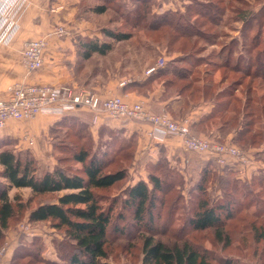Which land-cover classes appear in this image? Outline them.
<instances>
[{
  "label": "trees",
  "instance_id": "trees-1",
  "mask_svg": "<svg viewBox=\"0 0 264 264\" xmlns=\"http://www.w3.org/2000/svg\"><path fill=\"white\" fill-rule=\"evenodd\" d=\"M103 1L104 5L93 9L95 13L103 14L107 11L111 1ZM132 1V9H126L127 12L121 8L119 10L147 33L159 32L162 34V40L167 37L168 45H179V49L185 51L195 46V40L210 45L216 44V39L212 40L214 36L211 26L223 15L219 5L197 2L195 9L188 15L178 12L157 15L151 11V0ZM237 14L243 23L241 34L243 33L245 38L241 50L235 49V40L236 42L233 41L209 59H204L205 61H192L188 56L180 57L175 60L191 63V72L168 63L152 74L149 80L166 79L164 98L183 99L175 119L185 115L183 109L189 111L202 101L212 100V111L198 123H191L192 132L205 136L204 133L215 128L223 136L232 135L231 142L221 143L234 144L245 149L259 145L264 138V3L259 9H238ZM194 16L197 19H194ZM103 34L115 41L132 38V33L120 30L105 29ZM111 49L110 43H101L90 37L78 40V52L83 60H88L95 54L105 56ZM235 54L238 57L234 62ZM203 65L209 67L204 73L196 70ZM218 74L221 79L215 82ZM234 74L240 77L226 89L218 91V86ZM149 87L151 88V85ZM70 121L64 119L52 129L56 148L59 150L58 164L53 169L39 165L29 152L18 153L0 143V166L3 168L0 177L8 182V185L0 184V251L7 242V232H16L25 216L26 222L31 226L36 223H49L66 236L64 241L55 245L58 261L45 259L43 255L46 245L38 239L41 243L38 246V240L34 238L32 243L27 245L29 249L24 255L23 264H113L111 257L118 261L121 252L120 247L112 245L117 244L119 238L128 236L125 230L116 228V232L121 233L120 237L109 241L115 203L107 205V194L128 178L136 157V140L110 132L111 140L106 146L109 148L103 153L93 152L87 147V143H93L94 140L88 125H78ZM68 139L73 141L71 145L65 143ZM100 142L102 141L99 140ZM203 158L201 159L205 160V163L197 188L205 196L206 184L211 178L210 172L217 164L213 159ZM161 160L170 162L163 157L154 163V166ZM127 162H131L129 166H126ZM65 164L69 165L64 166ZM224 168H227L228 175L235 174L234 170L239 172L243 169L239 166ZM263 179L255 176L249 184L241 181L242 191L249 199L246 209L254 208L252 215L255 220L264 216ZM149 181L152 187L145 180H138L125 190L124 208L136 222L142 224L139 228H143L144 232L140 236V264H241L235 258H218L215 252L203 247L189 235H180L171 244L158 240V234H154L152 226L154 208L159 200L156 192H162V180L150 173ZM251 186L260 187L261 190L255 192ZM240 187H233L235 197L226 201L228 203L212 204L208 198L199 201L197 208L186 221L192 231L212 230L216 240L224 243L225 248L231 246L235 232L233 227L236 226L232 227L230 222L240 223V226L248 221L246 218L236 217V212L231 208V205L240 204L236 200ZM11 188H30L32 196L26 201L20 195L11 198ZM32 205L34 206L31 207ZM250 226L248 230L254 234L255 243L263 242L264 224L256 227V222L252 221ZM122 250V253L133 256L129 249L124 247ZM132 250L137 248L134 246ZM256 251L257 249L254 250L253 258L259 257ZM133 257L137 262L138 257Z\"/></svg>",
  "mask_w": 264,
  "mask_h": 264
},
{
  "label": "rangeland",
  "instance_id": "rangeland-1",
  "mask_svg": "<svg viewBox=\"0 0 264 264\" xmlns=\"http://www.w3.org/2000/svg\"><path fill=\"white\" fill-rule=\"evenodd\" d=\"M110 1V4H108L109 7L107 6V11L103 14H97L93 9L96 6L104 5L105 2L103 0H68L66 4H68L71 14L70 21L64 18L60 21L62 23L59 24L67 27V30L69 31L67 37L71 34V36H74V39L79 40L90 36L102 43H110L112 46L111 51L105 56L95 54L90 60L79 59L76 62L78 68L82 70L84 69L86 72V76L83 78L84 83H86H81V86L90 89L91 91L95 90L94 82H92L95 78L90 79V76L98 75L102 83L115 76L134 81L135 79H142L146 70L156 66L160 61H164L165 65L171 63V65L173 64L179 69L191 72L193 70L190 66L191 63H186L185 61L177 62L175 59L187 56L191 57L192 61L196 59H209L213 54L219 52L235 40L237 41L235 49L241 50L245 38L243 33L241 34L243 23L238 18L237 10L259 9L264 3V0H151V11L157 15L166 12H178L183 15H188L195 9L197 2L214 3V5L217 4L222 8V17L220 16L221 18L211 26L212 35L214 36L212 40L216 39V44L210 45L195 40L196 43H194L195 46L193 48L189 47L187 50L182 51V49H179V45H168L167 37V41L165 39L162 40L161 33L152 32L149 34L144 28H141L140 26L138 27L134 22H131L127 16H125L123 11L133 8L134 3L132 0ZM119 8L123 11H120ZM193 18L197 19L196 16ZM68 23L70 24L68 25ZM73 24L75 26L72 30L69 29V26H73ZM105 29L129 32L132 33V38L124 41H115L103 34ZM76 51H78V45L76 46ZM237 57L238 55L235 54L233 57L234 62ZM208 68L209 67L203 65L195 69L204 73ZM81 73H83V71ZM91 73H93V75H91ZM239 77L238 74L231 75L226 79L224 84L218 86L217 90L222 91L223 89H226ZM87 78L88 80H86ZM220 79L221 77L218 74L215 78V82H219ZM165 81L166 79H161L158 83H163ZM212 103L213 101L209 100L206 104ZM183 111L185 115L181 118H185L189 112L188 109H183ZM172 116H174L175 119L176 115ZM102 135V138H99L102 142L99 143V140H93V143L90 141L87 143V147L93 152L102 151L101 153H103L109 148V146H106L111 138H105L104 134ZM204 135L218 142H231L232 138L231 134L223 136L221 132L215 128H211L204 133ZM65 143L71 145L73 141L68 139ZM245 149L251 151V163H255V165H252L250 168L253 167L254 170L249 174L248 168L246 167L239 171L241 173H239L238 170H234L236 171L235 174L230 173L228 175L226 173L227 168L216 165V168L212 169L210 172L211 178L206 184L207 193L205 196H203L202 192L197 188V184L201 180V173L205 160H199V162H197L196 159V166L193 163L189 167L188 165L186 166V164L180 165L179 163L161 160L156 167L154 166V163H148L145 170L140 168L139 160H136V163H133L130 167L128 178L107 194L109 197L107 205L115 203L113 207L112 224L110 226L112 232H110L109 241H112L116 237H120L121 233L116 232V228L125 230L126 235H128L125 238H119V241H117L118 243L112 245L118 246V248L120 247L119 250L121 254L118 255V261L113 259V257H111L110 261L113 264H140V236L144 234V232H142L143 228H139L142 224L136 222L130 212L124 208V201L126 199L125 190L129 185L136 183L138 180H145L152 187L149 181V175L150 173H153L162 180V192H156L159 200H157L156 207L154 208L155 217L152 226V229L155 230L154 234H158L156 236L158 240L171 244L178 238V236L189 235L198 241L203 247L215 252L218 255V258H235L239 260L241 264H264V241L260 244H256L253 239L254 234L248 230V226L251 228L250 224L252 221L256 222V227H260L264 224V216L260 220L253 219L252 214L254 213V208L246 209L249 199L246 198L242 191L243 186H241V181L242 183L246 182L249 184L253 181L252 179L255 176L260 179L264 178V138L259 145L247 147ZM197 158L199 159L200 156L197 155ZM193 160L195 159L193 158ZM130 163L127 162L126 166H129ZM67 165L69 164H65L64 166ZM236 181L238 184H236ZM234 186H241L240 193L237 192L238 195L236 197L237 202H240V204L231 205V208L234 213L236 212V217L246 218L248 219V223L244 222L239 226L240 223H235L234 221L230 222V225H232V227L234 225L236 228L233 227L235 232L232 236V245L229 246L230 248H225L226 246L224 243L216 240L214 231L208 230L194 232L186 221L197 208L200 203L199 201L205 198H208L212 204H219L220 202L228 203L226 201L234 199ZM251 187L255 192L261 190L260 187ZM16 195L18 194H14V196ZM24 196H21L24 201L30 198H27V194H24ZM43 200L48 201L47 199ZM33 206L34 205L31 207ZM26 221L27 217L25 216L21 222L23 223ZM132 225H137L138 227ZM31 229L35 233L33 238L26 233H12H15L14 236L18 239V243L25 247L31 244L34 238L43 241L45 245V241H48L52 247H55L57 243L66 239L64 233L59 232L49 223H36L31 226ZM39 240L36 242L38 246L41 245ZM134 246L137 250H132ZM124 247L125 249H129V252H131L133 256L138 257L137 262L133 256L130 257L129 253H122ZM255 249H257V256H259L257 258H253Z\"/></svg>",
  "mask_w": 264,
  "mask_h": 264
},
{
  "label": "crops",
  "instance_id": "crops-1",
  "mask_svg": "<svg viewBox=\"0 0 264 264\" xmlns=\"http://www.w3.org/2000/svg\"><path fill=\"white\" fill-rule=\"evenodd\" d=\"M66 2L68 0H28L27 3L20 4L17 0H0V100L9 98L8 88L15 84L82 87L81 83H84L83 78L86 76V72L76 65V62L82 58L76 51L78 40L74 39L71 34L62 39L55 36L48 38V47L44 54V67L41 70L30 72L23 63V52L29 40L46 37L62 23L60 21L64 18L70 21L71 14ZM74 26V24L70 25L69 29L72 30ZM82 71L83 73H81ZM151 75H147L146 70L142 79L133 81L115 76L103 83L98 75L89 78H95L92 80L95 86L93 92L103 98L121 96L131 105L145 104L147 109L154 114L175 115L182 106L183 99L179 97L164 98V82L158 83L159 79L149 80ZM123 82L126 85L122 86ZM206 103L208 102L202 101L199 105L191 108L186 117H190L192 122L198 123L213 109V103ZM64 119L71 120V123L78 125L87 124L95 141L101 139L102 134L105 138L110 137V132L120 133L127 139L134 138L137 144L134 163L139 160L140 168L143 170L146 169L148 163H156L163 157H166L170 162L186 164L188 167L193 163L196 166V159L199 162L203 158L200 156L198 159L196 154L186 152L182 139L178 136L163 131H156L154 136L150 135L153 128L148 123L113 119L108 113H101L98 120L94 121V114L89 109L61 104L49 107L33 119H10L1 133L0 143L6 144L5 146L18 153L29 152L39 165L53 169L58 164L59 150L56 148L52 129ZM252 165L255 163H250L247 166L249 174L254 170L253 167L250 168ZM2 169L0 166V171ZM0 184L8 185V182L5 178L0 177ZM14 194L20 196L27 194V198H29L32 196V190L30 188H11L10 197L14 198ZM11 231L7 232L8 237L6 238L10 242V248L1 257L0 264H23L24 255L29 248L19 244L18 239L14 236L15 233H10ZM33 237L31 236V238ZM45 242L46 250L43 257L52 262L58 261L55 247L50 246L48 241Z\"/></svg>",
  "mask_w": 264,
  "mask_h": 264
},
{
  "label": "built area",
  "instance_id": "built-area-1",
  "mask_svg": "<svg viewBox=\"0 0 264 264\" xmlns=\"http://www.w3.org/2000/svg\"><path fill=\"white\" fill-rule=\"evenodd\" d=\"M18 3H27L28 0H17ZM69 35V31L63 25L57 26L46 37L29 40L23 52V63L30 72H37L44 67V54L48 47V38L55 36L60 39ZM165 65L160 61L147 70V75L156 73ZM122 86L126 83H122ZM9 98L0 100V136L10 119H33L44 110L57 104L70 105L74 108H87L94 114L97 121L101 113H108L113 119L132 120L148 123L153 130L163 131L182 139L186 152L213 159L220 167L246 168L251 163L252 156L249 151L237 147L234 144L221 143L205 136H199L192 132L190 117L174 119L168 113L154 114L143 103L133 105L127 103L121 96L103 98L96 92L86 88H78L70 85H37L15 84L8 88ZM17 234L26 233L34 236L31 225L23 222L19 225ZM10 248L7 241L0 251V259Z\"/></svg>",
  "mask_w": 264,
  "mask_h": 264
}]
</instances>
